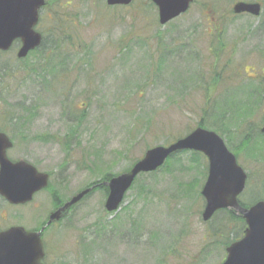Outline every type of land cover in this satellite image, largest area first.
Returning a JSON list of instances; mask_svg holds the SVG:
<instances>
[{"label": "rangeland", "instance_id": "obj_1", "mask_svg": "<svg viewBox=\"0 0 264 264\" xmlns=\"http://www.w3.org/2000/svg\"><path fill=\"white\" fill-rule=\"evenodd\" d=\"M254 1L259 17L232 13ZM69 13L76 25L37 28V53L17 61L15 46L0 56V132L11 157L57 175L65 202L201 124L248 175L239 201L264 200V0H194L165 26L149 0L119 10L77 3ZM178 157L139 174L114 213L104 210L107 192H91L45 234V264L222 263L228 228L201 219L207 161ZM23 221L34 226L40 215L28 210ZM239 225L230 223L233 236Z\"/></svg>", "mask_w": 264, "mask_h": 264}, {"label": "water", "instance_id": "obj_2", "mask_svg": "<svg viewBox=\"0 0 264 264\" xmlns=\"http://www.w3.org/2000/svg\"><path fill=\"white\" fill-rule=\"evenodd\" d=\"M107 4L129 5L132 0H106ZM158 9V22L161 26L185 13L193 0H151ZM45 5L43 0H0V51H8L18 40V59L25 58L30 51L40 46L42 35L35 30L38 11ZM234 14L258 16L259 3L237 2ZM264 133V127L261 130ZM11 143L4 133H0V193L17 203L21 197L42 189L48 176L25 161L9 162L5 151ZM193 151L203 154L208 161L206 181L201 189L205 200L202 220L208 221L222 209L234 210L246 224L240 240L226 247V257L221 264H264V201L243 208L238 203V195L245 187L246 174L237 165L234 155L227 149L222 138L215 132L198 127L187 136L163 146L152 147L136 161L127 172L111 177L101 183L107 188L104 208L108 213L115 212L124 196L133 185L136 177L159 169L173 154ZM10 181L12 189L7 192L2 185ZM94 187V186H93ZM93 187L85 188L73 195L57 211L50 214L45 225L58 220L62 213L79 203ZM39 232H27L23 228H12L0 233V264H44V250Z\"/></svg>", "mask_w": 264, "mask_h": 264}, {"label": "flooded vegetation", "instance_id": "obj_3", "mask_svg": "<svg viewBox=\"0 0 264 264\" xmlns=\"http://www.w3.org/2000/svg\"><path fill=\"white\" fill-rule=\"evenodd\" d=\"M102 1L105 3L106 7L108 9L112 10H119L124 9L123 6H110L108 7L106 4V0H44L46 5L41 8L38 12V22L36 25L37 28H45L50 27L49 29H61L63 26H72L76 25L78 22L75 17L72 15H68L69 10L75 8V4L81 3H94ZM136 0L133 2L135 3ZM62 9V12L59 10ZM63 10H65L67 13L64 14ZM48 14V15H47ZM47 15V20H44V16ZM48 24V26H46ZM263 77V76H262ZM263 87L264 84L261 86V93H259V96L261 100L263 101ZM254 97V96H253ZM15 120V118H13ZM16 121V120H15ZM261 133V129H260ZM262 137H264V134H260ZM10 141V140H9ZM11 142V141H10ZM13 149V144L11 142V147L5 151V157L6 159L11 163H16L18 161H22L24 159H15L11 157L10 152ZM236 157V156H235ZM27 163V160H24ZM37 169L39 173H43L40 171L35 164L30 163ZM47 173L48 175V182L47 186L45 188L39 189L33 193H31L28 197H21L22 201H19L17 203L10 202L7 197L2 195L0 193V233L5 232L12 228H24L27 231L30 232H36L41 227L45 225L47 222L50 214L56 210H58L62 203L64 202L62 200V189L61 185L58 183V178L56 179L57 175H52L51 173ZM2 187L5 188L7 192H9L12 189V186L10 185V181H7L5 185H2ZM28 210H34L38 212L40 215V221L36 225H29L26 222L24 223L23 218L25 219L26 211ZM68 216L71 215V213H67ZM66 215V216H67ZM62 223V219H59L58 221L51 222L47 227L44 228L43 233L41 234L44 250L46 251V243L44 240V236L47 232H50L51 228H55L60 226L59 224ZM56 233V231L54 232ZM46 260V259H45Z\"/></svg>", "mask_w": 264, "mask_h": 264}, {"label": "trees", "instance_id": "obj_4", "mask_svg": "<svg viewBox=\"0 0 264 264\" xmlns=\"http://www.w3.org/2000/svg\"><path fill=\"white\" fill-rule=\"evenodd\" d=\"M41 47H42V45H41ZM40 47V48H41ZM39 48V49H40ZM38 49V50H39ZM38 50H36L35 52H32V53H30V55L31 54H35V53H37L38 52ZM219 51H221L220 49H218ZM1 55H3V53H1L0 52V56ZM28 111L26 110V113H27ZM204 123V122H203ZM205 125H206V123H205ZM200 126L201 127H203L201 124H200ZM183 153H186V152H181V153H178V154H176V155H174L172 158H170V159H172V160H175L176 158H179L178 156L179 155H181V154H183ZM191 155H195V154H193V153H191ZM195 160L192 158L191 160H190V163H192L193 164V162H194ZM113 176V174H103L102 175V177H101V179L99 180V181H97L96 183H94V184H88L87 185V187L88 186H91V185H96V184H98V183H100V182H102V181H107V180H109L111 177ZM96 189H98V188H96ZM96 189H94V190H96ZM99 189H101V190H103L104 192H107V190H106V188H104V187H102V186H100L99 187ZM246 204H242V206H245ZM216 216V218H219L220 219V222L221 223H223V225H220L221 226V230H227V228H228V231L224 234V232H222L221 234H224V236H227L225 239H224V242H223V245H227L226 244V242H232V241H234V240H237L238 238H239V234H241L242 233V226H243V221L241 220V218L239 217V216H236V215H234V213H233V211H229V210H220V211H218V212H216V214L213 216V217H215ZM230 223H233V224H235V223H238V224H240L239 225V227L238 228H236V230L235 231H237L238 233H236L234 236H233V230L231 229V227L229 228V225H230ZM220 229V228H219ZM241 232V233H240ZM239 235V236H238ZM229 239H231V240H229Z\"/></svg>", "mask_w": 264, "mask_h": 264}]
</instances>
